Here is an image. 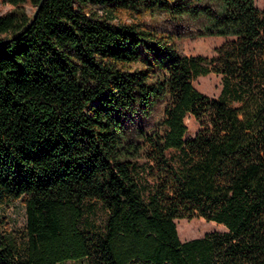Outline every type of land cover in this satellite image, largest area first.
I'll return each mask as SVG.
<instances>
[{
	"label": "trees",
	"instance_id": "16d2710c",
	"mask_svg": "<svg viewBox=\"0 0 264 264\" xmlns=\"http://www.w3.org/2000/svg\"><path fill=\"white\" fill-rule=\"evenodd\" d=\"M3 1L0 264H264V8ZM187 36L226 39L205 56ZM211 72L217 97L193 84ZM18 199L22 231L1 214ZM194 217L225 229L182 241Z\"/></svg>",
	"mask_w": 264,
	"mask_h": 264
},
{
	"label": "rangeland",
	"instance_id": "374dc122",
	"mask_svg": "<svg viewBox=\"0 0 264 264\" xmlns=\"http://www.w3.org/2000/svg\"><path fill=\"white\" fill-rule=\"evenodd\" d=\"M255 4L259 8H264V0H255ZM12 10V6L3 0H0V15ZM25 10L28 14H32L35 7L25 4ZM123 19L130 20L128 15H122ZM146 21L152 22L148 16L144 17ZM226 37L224 36H187L180 40V47L186 54H201L211 56L215 52V48L219 46ZM194 86L201 92L217 97L222 87L221 75L216 73H208L193 80ZM185 124L187 126L186 137L193 136L199 129V123L191 114L185 116ZM1 214L6 220L9 228L22 231L26 226V210L21 199L10 202L1 208ZM176 227L178 235L182 241L195 237H201L213 230H224L222 224L214 221L206 220L203 217H194L191 219H176ZM63 264H86L84 260L66 261Z\"/></svg>",
	"mask_w": 264,
	"mask_h": 264
},
{
	"label": "water",
	"instance_id": "95a60500",
	"mask_svg": "<svg viewBox=\"0 0 264 264\" xmlns=\"http://www.w3.org/2000/svg\"><path fill=\"white\" fill-rule=\"evenodd\" d=\"M35 13H36V11H35ZM35 13H34V16H35Z\"/></svg>",
	"mask_w": 264,
	"mask_h": 264
}]
</instances>
